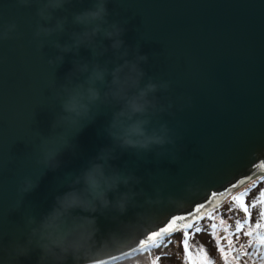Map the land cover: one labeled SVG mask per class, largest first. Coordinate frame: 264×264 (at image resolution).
I'll use <instances>...</instances> for the list:
<instances>
[{"label": "water", "instance_id": "water-1", "mask_svg": "<svg viewBox=\"0 0 264 264\" xmlns=\"http://www.w3.org/2000/svg\"><path fill=\"white\" fill-rule=\"evenodd\" d=\"M90 6L91 0H72L66 11L54 12L55 17L68 16V24L65 33L48 40L69 42V33L81 30L71 23L72 13ZM36 8L0 0V27L17 25L14 38L0 41V264H37L36 251L27 258L13 253L14 245L25 241L27 218L46 213L54 197L68 190L73 175L111 146L104 129L118 107L100 105L92 122L64 133L70 147L62 150L58 168L36 163L40 142L53 134L51 124L60 113L49 82L62 84L73 59H92L90 50L81 47L78 56L65 54L58 67L48 65L57 50L48 41L36 50ZM107 8L110 22L127 21L125 44H138L148 58L141 64L146 73L141 86L148 77L169 82V89L156 96L172 108L158 114L153 125L166 123L175 134V147L166 145L168 151L159 157L160 149L116 151L110 163L140 178L130 186L136 195L125 214L109 209L97 218V240L110 239L94 246L87 264H112L140 253L147 249L141 239L192 211L212 192L264 176V0H110ZM110 59L111 51L99 61ZM24 177L37 186L22 198L17 188ZM225 197L218 196L198 215Z\"/></svg>", "mask_w": 264, "mask_h": 264}, {"label": "clouds", "instance_id": "clouds-1", "mask_svg": "<svg viewBox=\"0 0 264 264\" xmlns=\"http://www.w3.org/2000/svg\"><path fill=\"white\" fill-rule=\"evenodd\" d=\"M109 2L91 0L89 8L72 13L71 23L81 30L71 31L69 42L61 44L48 38L65 33L68 16L55 17L53 14L58 10L66 11L65 6L72 0H16L21 7L37 5L39 20L33 31L36 50L41 51L45 41L57 50V55L48 59V65L58 67L63 64L65 54L78 56L81 47L90 50L92 56L91 60L73 59L72 69L65 75L62 84L57 85L55 80L49 82L48 89L52 91L51 97L58 102L60 113L51 124L53 134L43 137L40 142L41 155L36 163L50 170L58 168V157L63 149L70 147L69 138L64 133L69 130L76 133L85 123L92 122L100 105H118L104 129L111 146L101 148L85 167L73 175L66 184L68 190L54 197L46 213L40 214L39 218H27V236L23 243L14 245L13 253L18 258H27L36 251L39 253L37 264H87L94 246L110 239L106 235L97 240L100 233L97 218L109 209L125 214L129 200L136 195L130 186L134 182L139 183L140 179L110 163L117 158V150H133L139 154L160 149L156 152L159 157L168 151L166 145L175 147V134L167 124L153 125V119L158 114L172 108L171 103L167 106L159 103L156 96L158 91L169 89V82H154L148 77L141 86L146 75L141 64H146L148 58L140 54L138 44L129 47L122 39L126 31L123 24L127 21L108 20ZM16 28L15 22L0 27V41L14 38L12 34ZM103 40L110 43L105 46ZM109 51L112 59L100 63L99 58ZM109 64L114 66L110 69ZM57 128L64 129V132L57 134ZM36 186V181L24 177L17 192L23 198ZM122 187L126 190L121 191ZM21 202L22 199L18 204Z\"/></svg>", "mask_w": 264, "mask_h": 264}, {"label": "rangeland", "instance_id": "rangeland-1", "mask_svg": "<svg viewBox=\"0 0 264 264\" xmlns=\"http://www.w3.org/2000/svg\"><path fill=\"white\" fill-rule=\"evenodd\" d=\"M260 178L251 179L232 190L231 195H226L223 202L216 207L219 211L213 219L197 220L194 229L204 225H208V228L188 238V246L196 254L194 259L203 258L207 264H264V243L261 242L264 238V217L260 215L264 213V203H260L264 201V182H261L264 178ZM240 192H246V196L241 199L249 205L248 214L243 211L228 212L232 196ZM253 203L256 204L255 208L250 206ZM232 207L236 205L233 204ZM245 221L248 225H245ZM238 222L240 231H237ZM212 223L217 226L212 228ZM257 224L260 225L258 229ZM247 233L252 234L246 235ZM183 239V234L177 231L163 249L149 248L139 255L124 258L113 264H186L181 244Z\"/></svg>", "mask_w": 264, "mask_h": 264}, {"label": "snow or ice", "instance_id": "snow-or-ice-1", "mask_svg": "<svg viewBox=\"0 0 264 264\" xmlns=\"http://www.w3.org/2000/svg\"><path fill=\"white\" fill-rule=\"evenodd\" d=\"M261 182H264L262 179ZM238 185L236 183H232L229 187H226L222 191L219 192H212L210 194V198H206L204 203L199 204V206L195 207L192 211L187 212L183 215L175 216L174 218L165 222V226L159 228V230H154L150 234L146 235L144 239L140 240V245L142 248L148 247H156L163 249L167 244L171 242V236L174 235L177 231L183 234L184 239L181 241V244L184 249L185 257H186V264H207V262L203 258L194 259V255H196L192 249L188 246V238L195 233L206 231L208 225H204L202 227H195L197 220H211L215 216L216 212L219 211L218 208L213 209L212 212H209L206 216H199L198 214L202 211H205L209 204L212 203L218 196L224 197L226 195H231V190L236 188ZM246 196V192H240L235 196H232L231 201L229 202L228 212L236 213L238 211H243L245 214L249 213V205L242 200V197ZM260 203H264L261 201ZM235 204L236 207H232ZM251 207L255 208L256 204L253 203L250 205ZM225 213H221L224 215ZM262 217H264V213H260ZM223 222V221H221ZM247 222V221H245ZM217 225L215 223L211 224L212 228H215ZM260 227L257 224V229ZM194 229V231H193ZM241 226L239 222L237 223V231H240ZM252 233H247L246 235H251ZM264 243V238L261 240ZM223 251V249H221ZM161 257H157L160 259Z\"/></svg>", "mask_w": 264, "mask_h": 264}, {"label": "trees", "instance_id": "trees-1", "mask_svg": "<svg viewBox=\"0 0 264 264\" xmlns=\"http://www.w3.org/2000/svg\"><path fill=\"white\" fill-rule=\"evenodd\" d=\"M262 178H264V176H262L260 179H262ZM259 181H260V180H259ZM249 223H250V221H249ZM245 225H248V223L245 222ZM149 248H155V247H149ZM149 248H147V249H149ZM147 249H145V250H147ZM145 250H143V251H145ZM143 251H141L140 253H135V254L130 255V256H128V257H132V256H135V255H139V254L143 253ZM128 257H126V258H128Z\"/></svg>", "mask_w": 264, "mask_h": 264}, {"label": "bare ground", "instance_id": "bare-ground-1", "mask_svg": "<svg viewBox=\"0 0 264 264\" xmlns=\"http://www.w3.org/2000/svg\"><path fill=\"white\" fill-rule=\"evenodd\" d=\"M258 176H261V175H259V174H256V175H254L253 177H252V179H254V178H256V177H258ZM250 180H251V178H250ZM249 182V181H248ZM247 182V183H248ZM245 183V182H244ZM233 190V189H232Z\"/></svg>", "mask_w": 264, "mask_h": 264}]
</instances>
